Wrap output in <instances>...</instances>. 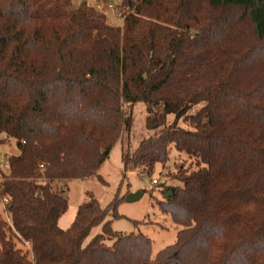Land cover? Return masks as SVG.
Masks as SVG:
<instances>
[{"label": "trees", "instance_id": "16d2710c", "mask_svg": "<svg viewBox=\"0 0 264 264\" xmlns=\"http://www.w3.org/2000/svg\"><path fill=\"white\" fill-rule=\"evenodd\" d=\"M117 8L113 25L86 2L74 11L71 0H0V134L19 150L0 184L10 213V224L0 218V264H264V0ZM253 64L263 67L256 78ZM136 102L157 132L122 149L123 176L164 166L171 145L197 165L178 166L179 184L159 203L182 228L154 258L146 235L105 221L114 201L102 207L89 194L61 228L68 201L52 189L102 179L130 126L124 105ZM15 240L30 244L31 259Z\"/></svg>", "mask_w": 264, "mask_h": 264}, {"label": "rangeland", "instance_id": "374dc122", "mask_svg": "<svg viewBox=\"0 0 264 264\" xmlns=\"http://www.w3.org/2000/svg\"><path fill=\"white\" fill-rule=\"evenodd\" d=\"M72 9L78 10L83 2L92 5L96 10L102 11L107 16L110 24H121V10L117 8L121 0H71ZM238 12V11H237ZM254 78L260 76L263 67L259 64H253L249 68ZM202 104L196 105L189 111V114H195ZM124 114L130 117L129 129L124 131L121 138L112 147L108 157L98 169L101 180L96 177L71 180H55L52 183L53 191L67 198V209L59 218L58 224L66 229L73 221L78 206L90 194L93 195L102 207H107L113 201L116 204V211L111 207L107 213L105 221L109 220L113 231L118 233H142L151 240V257L154 258L157 252L164 247L171 245L176 240L177 232L182 226L173 222L171 216L161 210L159 203L165 200L166 189L170 186L179 184L174 179V174L178 166L197 169L193 159L183 153H178L172 145L169 151V160L162 166L156 164L151 174L140 175L136 171H128L123 176V165L121 161L122 149L134 150L139 142L147 136L153 135L157 130L146 128V118L148 116L147 105L143 102H136L132 105H124ZM174 120V115L166 117V123ZM181 127H188V122L179 120ZM0 138L3 142L0 144V184L3 174L8 173V158L17 155L19 150L15 139L9 138L1 133ZM152 179L157 182L153 183ZM1 189V187H0ZM140 193V197L134 201H126L128 193ZM0 218L10 224V213L7 210L0 194ZM101 224L93 227L84 241L86 244L96 234L101 233ZM16 246L26 252L29 259L32 254L29 252L30 244L17 241ZM112 238L105 240L106 244H111Z\"/></svg>", "mask_w": 264, "mask_h": 264}, {"label": "water", "instance_id": "95a60500", "mask_svg": "<svg viewBox=\"0 0 264 264\" xmlns=\"http://www.w3.org/2000/svg\"><path fill=\"white\" fill-rule=\"evenodd\" d=\"M171 194L170 191H168L166 194H165V198H167L169 195ZM140 197V193L139 192H136V193H128L125 197V200L126 201H134L136 199H138Z\"/></svg>", "mask_w": 264, "mask_h": 264}, {"label": "built area", "instance_id": "2783aa9c", "mask_svg": "<svg viewBox=\"0 0 264 264\" xmlns=\"http://www.w3.org/2000/svg\"><path fill=\"white\" fill-rule=\"evenodd\" d=\"M152 182H153V183H156V182H157V180H156V179H152ZM1 198H2V200H3V202H4L5 204H7V203H8V199H7V197H6V196H1Z\"/></svg>", "mask_w": 264, "mask_h": 264}]
</instances>
